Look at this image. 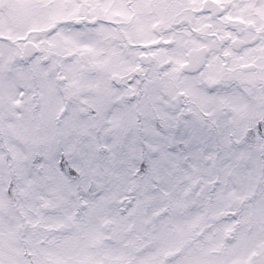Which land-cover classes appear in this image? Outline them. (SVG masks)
<instances>
[{
    "label": "snow or ice",
    "instance_id": "1",
    "mask_svg": "<svg viewBox=\"0 0 264 264\" xmlns=\"http://www.w3.org/2000/svg\"><path fill=\"white\" fill-rule=\"evenodd\" d=\"M0 264H264V0H0Z\"/></svg>",
    "mask_w": 264,
    "mask_h": 264
}]
</instances>
